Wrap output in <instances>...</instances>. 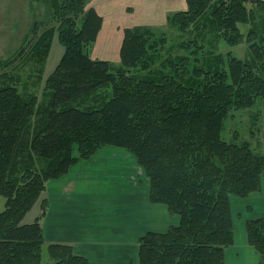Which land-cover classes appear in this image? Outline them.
<instances>
[{"label": "trees", "instance_id": "1", "mask_svg": "<svg viewBox=\"0 0 264 264\" xmlns=\"http://www.w3.org/2000/svg\"><path fill=\"white\" fill-rule=\"evenodd\" d=\"M31 1L57 27L30 41L28 56L44 65L55 34L64 51L44 83V105L0 74V264H41L47 183L104 147L132 154L149 201L179 217L140 238L139 264H225L234 243L230 200L260 193L264 178L263 155L221 138L232 113L264 101V0H186L166 19L178 41L168 46V34L152 26L126 28L118 66L89 56L103 22L86 9L91 0ZM220 43L245 44L246 53L222 56ZM39 200L40 214L23 224ZM245 230L264 264V218L247 220ZM47 252L53 264H89L71 245Z\"/></svg>", "mask_w": 264, "mask_h": 264}, {"label": "crops", "instance_id": "2", "mask_svg": "<svg viewBox=\"0 0 264 264\" xmlns=\"http://www.w3.org/2000/svg\"><path fill=\"white\" fill-rule=\"evenodd\" d=\"M117 2L123 3L118 6ZM91 0L87 8H93L102 17L101 31L107 27L104 9L117 10L130 25L110 21L118 42L126 28L154 26L151 15L162 14L158 23L167 16L184 11L186 0ZM149 15H137L146 12ZM178 9V10H173ZM149 16V17H148ZM146 17L145 19H137ZM119 44V43H118ZM93 45V46H94ZM119 49V45H118ZM120 149L105 148L89 161L79 163L69 174L47 183L44 197L47 213L41 220L45 245L67 244L89 264H139V240L145 234L164 233L179 224V217L162 204L149 201V189L130 179L134 159ZM233 220V246L225 252V264H259V255L247 242V220L264 218V178L261 192L246 199L231 198ZM235 212V214H233Z\"/></svg>", "mask_w": 264, "mask_h": 264}, {"label": "rangeland", "instance_id": "3", "mask_svg": "<svg viewBox=\"0 0 264 264\" xmlns=\"http://www.w3.org/2000/svg\"><path fill=\"white\" fill-rule=\"evenodd\" d=\"M147 2V0H142L141 4H146ZM116 3L118 6H123V3L121 2L116 1ZM86 9L88 8L86 7ZM145 10L146 12H140L137 17H140V15H149L150 7L148 8L146 5ZM102 12H106L105 18L107 27L104 29V31H101L97 44L94 46L92 45V47L89 49V56L94 60L108 61L118 66L120 61L119 50L123 40L124 32H122V38L120 42H118L117 35L113 33L114 31H112V26L114 24L110 25V21L112 20L118 23L119 18H122V21H126L122 23L123 25H130L132 21H127L124 19L121 16V13L117 10L107 9L105 11L104 9L101 11V13ZM161 14L162 9L159 8L157 10V14L151 15V18L156 22L153 27L162 30L157 31L158 34H168L169 46V44L171 45L175 43V41H178V39H176L178 38V35L175 30L172 31L168 29L166 22L160 24L158 23L157 19ZM145 18L146 17L137 19L140 20ZM35 24H38L36 33L33 32V27ZM80 24L81 22H79V26ZM51 27H57V21L53 15H51L50 10L45 6L32 2L31 0H0V74L8 73L9 75L13 76V80L15 81L18 91L26 97L35 95L39 105H44L46 103L43 95L44 83L61 59L64 49L59 43L58 37L55 34L52 38L51 47L48 56L45 59L44 65H39L34 59L28 56L27 44L35 39V37L39 36L45 29ZM208 41L209 39H207V42ZM23 48H25L26 52L21 54V50ZM216 48V53L221 54L222 56H224L227 52H231L233 56L243 58L246 53L245 44L236 47H229L224 45V43H220L218 46H216ZM164 52L165 54H163ZM164 52L161 53V56H169L166 51ZM171 53L172 55H176L175 49ZM162 60L163 57L161 58V61ZM254 117L258 118L254 120ZM221 138L228 142H249L251 147L258 154L264 156V101L257 102L255 107L252 109L241 110L232 113L229 116V119L225 120L224 122ZM105 148L114 147H104L102 149ZM120 151H124L125 153L129 154V157L133 158V161H135V158L132 154L123 149H120ZM82 162L84 161L78 162L74 167ZM133 165V170L130 173L131 181L134 182V184H138L140 181V183H142V187L145 188L147 186L149 189V180L144 174L143 169L137 165L136 161ZM4 203V197L0 196V212L4 210ZM40 212L41 204L39 200L25 215L22 223H32L40 214ZM233 214H235V212H233ZM41 264H53V262L49 259L46 245L43 246L42 249Z\"/></svg>", "mask_w": 264, "mask_h": 264}]
</instances>
